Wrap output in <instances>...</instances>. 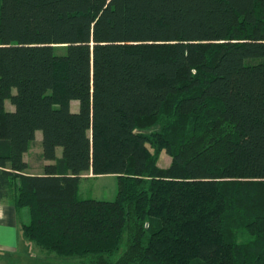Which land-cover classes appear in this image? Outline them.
Here are the masks:
<instances>
[{"label":"trees","instance_id":"16d2710c","mask_svg":"<svg viewBox=\"0 0 264 264\" xmlns=\"http://www.w3.org/2000/svg\"><path fill=\"white\" fill-rule=\"evenodd\" d=\"M10 195L44 253L17 264H264V0H0Z\"/></svg>","mask_w":264,"mask_h":264},{"label":"crops","instance_id":"0c3cea01","mask_svg":"<svg viewBox=\"0 0 264 264\" xmlns=\"http://www.w3.org/2000/svg\"><path fill=\"white\" fill-rule=\"evenodd\" d=\"M5 106L7 110H14L15 108L10 101H6ZM73 108L75 111L78 110L75 107ZM36 137L37 144L40 146L39 152L32 157L33 146L24 156L25 161L29 163L27 172L31 174H41L43 172V164L47 163L41 160L42 146L40 143L42 140H39L38 134H36ZM58 149L59 147L57 148V157H61ZM87 176L92 177V173ZM27 218H29V214L24 208L18 209L15 207L13 195L0 198V257H7V255L11 254L17 256L18 253L25 254L29 250L34 252L31 254L44 255L37 247L27 242L22 235L21 225L26 222ZM4 262L5 260H0V264H4Z\"/></svg>","mask_w":264,"mask_h":264},{"label":"rangeland","instance_id":"374dc122","mask_svg":"<svg viewBox=\"0 0 264 264\" xmlns=\"http://www.w3.org/2000/svg\"><path fill=\"white\" fill-rule=\"evenodd\" d=\"M75 107V109H78L79 103L77 101L72 102V108ZM74 109V108H73ZM39 140H42V132L38 131L37 132ZM41 145V143H40ZM40 150V146H38L37 141L34 146V149L32 150L31 156L34 157L35 154H37ZM59 155L62 156V147H59L58 149ZM171 162V157L167 155L165 152H162L161 158H160V165L161 166H168ZM40 171V170H37ZM81 190L80 193L83 197H91V198H97V199H105V200H114L116 198L117 192H118V178L116 175H101L98 177H87L84 178L81 181ZM26 212H28L27 209H25ZM28 221V218L27 220ZM34 253V252H31ZM27 256V255H26ZM24 257L23 259L21 257L14 256L13 258L11 257L10 259L14 260L12 263L9 262V264H17L18 261L15 260H27L29 262L31 261H36L37 259L36 255L32 254L31 257L27 256ZM8 262V260H6ZM4 262L6 264L7 262ZM26 262V261H25ZM59 264H65V262L59 261ZM20 264V261H19ZM35 264V263H34ZM37 264V263H36Z\"/></svg>","mask_w":264,"mask_h":264}]
</instances>
